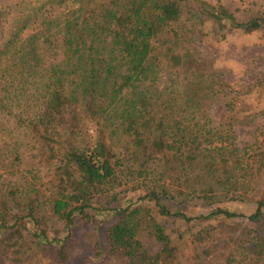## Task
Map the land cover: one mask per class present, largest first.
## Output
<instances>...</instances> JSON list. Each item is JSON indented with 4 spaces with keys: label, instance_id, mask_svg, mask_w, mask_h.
<instances>
[{
    "label": "trees",
    "instance_id": "16d2710c",
    "mask_svg": "<svg viewBox=\"0 0 264 264\" xmlns=\"http://www.w3.org/2000/svg\"><path fill=\"white\" fill-rule=\"evenodd\" d=\"M71 1L75 6L66 13L40 22L38 8L18 10L8 35L0 40V71L19 76L10 85L22 86L29 100L38 97V111L23 126L30 144L43 161H52L54 171L53 179L42 183L43 191L31 182L20 195L12 191L10 202L21 215L10 225L0 212V231L11 228L21 236L25 225L19 220L29 217L39 237L46 238L42 225L47 213L67 229L77 217L89 220L86 209L92 198L116 184L120 153L129 147V157L138 163L135 172L146 183L145 194L114 209L113 218L102 222L107 254L123 257L126 264H170L176 248L165 218L200 224L192 241L204 245L222 235L225 259L213 262L209 246L199 254V264H264V238L256 233L244 240L247 251L237 252L232 245L236 220L263 223L264 200L250 214L217 206L189 216L165 204L185 195L209 203L219 201V194L234 200L237 192L256 189L257 174L264 168V128L240 148L233 116L215 122L208 115L211 100L224 85L221 79L199 72L194 60L187 59L182 61L192 75L187 85L157 87L155 44L179 18L183 0ZM212 8L220 32L264 30L262 13L240 21L222 4ZM227 104L233 109V98ZM81 118L97 123L93 143L81 136ZM145 237L159 245L157 251L146 248ZM37 242L49 256L56 254L50 243L46 247Z\"/></svg>",
    "mask_w": 264,
    "mask_h": 264
},
{
    "label": "rangeland",
    "instance_id": "374dc122",
    "mask_svg": "<svg viewBox=\"0 0 264 264\" xmlns=\"http://www.w3.org/2000/svg\"><path fill=\"white\" fill-rule=\"evenodd\" d=\"M58 1L0 0V40L8 35L18 10L26 13L38 8L36 22H40L58 17L75 6L71 0ZM216 4L227 7L240 21L257 13L264 14V0L181 1L179 18L164 28L155 44L153 56L159 69L156 84L159 89L168 90L187 85L192 79L183 68L182 61L187 59L194 60L199 72L221 79L224 85L211 100L208 115L215 122H225L232 115L237 142L243 148L255 141L257 130L264 128V30L218 31L210 14L212 5ZM18 82L19 76L11 75L9 70L0 71V212L6 214L10 225L15 222L14 216L21 215L16 204L10 202L12 191L20 195L29 182L43 191L42 183L54 177L53 165L49 164L52 161H47L48 164L43 161L38 149L30 144L23 126L27 116L38 111L40 102L36 94L29 100L22 86L14 89L10 85ZM231 98L234 108L229 110L227 102ZM79 122L80 127L83 126V140L93 143L98 135L96 121L81 118ZM130 151L127 147L120 153L121 163L115 168L116 184L109 189L103 187L92 198L91 207L86 209L89 220L77 217L67 229L63 221L47 213L42 225L45 238L39 237L29 217H22L19 221L24 223L25 229L21 236L11 228L0 231V264H126L123 257L106 253L102 222L113 218L114 209L145 194L146 183L135 172L138 163L129 157ZM146 180L152 181L149 176ZM237 193L239 196L234 200L223 199L224 194H219L216 198L219 201L209 203L185 195L167 199L165 204L189 216L207 214L217 206L250 214L255 211L257 201L264 200V168L257 174L254 191ZM162 221L176 248V256L170 264H199V254L209 246L213 262L221 263L227 256L222 235L217 234V239L204 245L192 241V233L200 227L197 222L165 218ZM262 222L236 220L232 245L237 252L247 251L244 240H249L252 233L264 238V220ZM37 241L45 243L46 247L49 243L56 247V254L49 256L39 248ZM144 244L152 252L159 248L149 237L144 238Z\"/></svg>",
    "mask_w": 264,
    "mask_h": 264
}]
</instances>
